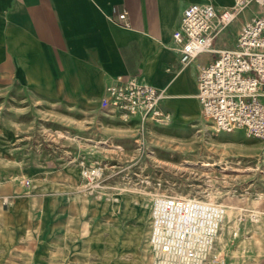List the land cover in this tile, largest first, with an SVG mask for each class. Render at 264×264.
<instances>
[{
    "label": "rangeland",
    "instance_id": "1",
    "mask_svg": "<svg viewBox=\"0 0 264 264\" xmlns=\"http://www.w3.org/2000/svg\"><path fill=\"white\" fill-rule=\"evenodd\" d=\"M144 122L124 119L109 107L85 111L30 102L24 92L0 89V185L4 179L25 180L28 191L50 199L39 200L37 248L20 249L29 246L27 235L0 264H153L148 220L152 201L163 192L225 204L217 252L226 264H264V140L239 128L219 131L203 113L176 127L153 118ZM101 139L120 146L106 149L111 165L103 187L89 193L81 185L80 167L68 159L81 157ZM63 178L67 185L56 180ZM115 204L116 221L93 211Z\"/></svg>",
    "mask_w": 264,
    "mask_h": 264
},
{
    "label": "crops",
    "instance_id": "2",
    "mask_svg": "<svg viewBox=\"0 0 264 264\" xmlns=\"http://www.w3.org/2000/svg\"><path fill=\"white\" fill-rule=\"evenodd\" d=\"M192 1L202 0H0V89L24 92L30 102L42 100L97 111L107 107L106 87L112 78L140 75L165 90L161 108L171 114L166 127L196 119L202 115L198 71L216 54L204 52L188 64H180L173 32ZM212 2L222 8L233 0ZM123 11L130 27L111 21ZM236 22L233 34L229 28L221 31L216 48L233 46L241 26V20ZM59 172L72 175L69 169ZM56 180L67 185L65 178ZM25 182L4 179L0 185L1 260L11 259L27 235L30 244L20 249L32 252L37 248L39 200L50 199L48 194L28 191ZM119 208L115 204L112 210L101 207L93 211L116 221ZM255 264L261 263L256 260Z\"/></svg>",
    "mask_w": 264,
    "mask_h": 264
},
{
    "label": "built area",
    "instance_id": "3",
    "mask_svg": "<svg viewBox=\"0 0 264 264\" xmlns=\"http://www.w3.org/2000/svg\"><path fill=\"white\" fill-rule=\"evenodd\" d=\"M237 20L241 26L233 46L216 48L221 31ZM111 21L131 26L126 11ZM173 36L181 65L204 52L216 54L198 71L197 98L204 117L219 131L239 128L264 140V0H233L232 5L222 8L212 0L192 1ZM165 95L164 89L140 75H117L106 87L107 107L124 119L138 116L143 123L149 118L171 120V114L161 108ZM101 140L86 148L81 157L69 155L68 159L80 167L81 185L89 193H99L103 187L105 169L111 165L104 157L106 149L118 148ZM156 183L161 186L164 182L158 178ZM226 214L227 206L210 198L170 192L157 195L149 216L153 264H226L216 244Z\"/></svg>",
    "mask_w": 264,
    "mask_h": 264
},
{
    "label": "bare ground",
    "instance_id": "4",
    "mask_svg": "<svg viewBox=\"0 0 264 264\" xmlns=\"http://www.w3.org/2000/svg\"><path fill=\"white\" fill-rule=\"evenodd\" d=\"M238 131V130H237ZM240 131V130H239ZM203 165H212L211 163H204ZM224 169H228V167H225ZM118 200V198H117Z\"/></svg>",
    "mask_w": 264,
    "mask_h": 264
}]
</instances>
